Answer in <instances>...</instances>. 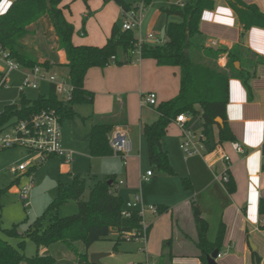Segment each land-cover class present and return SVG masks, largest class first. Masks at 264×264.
I'll return each mask as SVG.
<instances>
[{"label": "trees", "instance_id": "trees-1", "mask_svg": "<svg viewBox=\"0 0 264 264\" xmlns=\"http://www.w3.org/2000/svg\"><path fill=\"white\" fill-rule=\"evenodd\" d=\"M63 1L14 0L8 10L0 15V50L9 52L12 58L27 69L40 66L50 71L54 66L64 67L67 70V80L74 87L73 97L68 102L58 98L54 86L50 87L48 95H39L34 100L21 92L17 101L5 105L0 112V134L12 121L29 118L43 110L55 109L61 115L62 122L74 120L77 116V104H91L94 101V93L85 87L86 75L90 69L132 64L137 58L134 53L139 48L136 31L123 30L122 24L118 23L114 24L111 35L103 46L75 44V25L66 18L64 9L68 7L60 6ZM82 1L89 5L90 0ZM110 1H114L124 10H130L139 0H104L105 3ZM151 1L147 0V6ZM215 3L214 0H188L183 7L179 2L164 7L163 11L168 18L176 15L181 21H168L165 40L159 43H143L140 47L141 58L154 59L159 66L180 69L178 95L161 102L156 108L158 119L142 127V135L148 146L149 163L153 170L176 174L169 152L164 147V138L169 125L180 114L201 117L202 133L210 145V150L218 144L237 140L227 115L230 80L240 79L248 91V99L251 100V79L256 76V68L264 65V56L246 48L243 43H237L231 49H217L206 45L201 30L202 14L205 10L213 9ZM230 4L236 11L243 35L254 27L264 29V13L257 5L246 4L242 0H231ZM47 14L51 17L58 36L59 48L66 53L67 61L63 64H54L48 59L40 60L22 42L27 35L34 33L30 26ZM86 20L87 16L83 17V28ZM223 54L227 56L225 67L218 63ZM236 62H240L239 68L236 67ZM217 118H222L223 123H219ZM126 123L127 110L125 106L120 108L117 101L112 113L103 118L96 116L90 135L91 155H113L109 135L117 125ZM216 126L218 140L214 143ZM35 169L36 167L32 168L28 174H32ZM116 179L114 174L96 180L85 198L88 178L82 174L68 175L64 181H60L54 201L42 216L29 224L24 234L18 232L16 225L3 229L0 214V230L7 237L18 239L14 245L0 234V264H55L57 257L51 253L41 254V248L59 252L69 250L75 253L80 264H93L89 260L88 248L99 240L108 239L112 233L117 235L114 246L117 251L119 244L128 240L124 233L142 231V217L138 210H132L129 217L123 215L126 199L115 189ZM183 185L187 190L192 188L187 177L183 178ZM70 201L77 203V212L61 216L60 209ZM170 209L166 205L158 206L159 213L169 212ZM260 212L264 214V198L260 201ZM193 217L198 230L197 247L201 250L200 264H209L208 255L216 249L221 251L224 229L222 228L216 240L211 241L208 238V222L197 206H193ZM27 239L35 242L38 248L37 254L31 257L25 254ZM78 242L85 246L82 253L76 249ZM258 259L260 260L259 257Z\"/></svg>", "mask_w": 264, "mask_h": 264}, {"label": "crops", "instance_id": "crops-1", "mask_svg": "<svg viewBox=\"0 0 264 264\" xmlns=\"http://www.w3.org/2000/svg\"><path fill=\"white\" fill-rule=\"evenodd\" d=\"M13 1L0 0V15L8 10ZM214 1L216 2L215 7L211 10H205L202 14L201 30L205 36L206 45L217 49H231L235 44L243 43L246 48L264 56V29L254 27L243 35V28L236 11L230 4L231 0ZM242 1L246 4L257 5L264 13V0ZM174 4L176 3L171 5ZM150 5L147 6L144 14L141 30L136 31L143 38L153 32L156 23V21L149 20L150 12H148V9ZM60 6L63 8L68 7V9H64V14L75 25L73 42L77 45L103 46L110 37L114 24L117 23L119 18L122 19V8L114 1L105 3L104 0H90L87 6L82 0H64ZM163 13L165 14L164 11ZM85 16H87V20L83 28V17ZM43 17L30 26L34 31L35 41H37L38 35L34 25ZM168 21L179 22L181 18L176 15L168 18L165 14L163 34L158 35L155 33L160 40H165V27ZM51 30L55 33V40L58 41L54 26ZM26 38L22 40L25 45L24 40ZM57 47H59V44H57ZM59 51H61L60 48ZM47 59L42 58L40 60ZM48 60L54 64L66 62V60L63 62ZM136 60L132 64L122 66L109 65L105 68L94 67L90 69L86 75L85 87L94 93V101L90 104L88 114H84L83 106L85 105L75 106V110L82 118L87 115L91 117V134L92 124L96 116L103 118L112 113L116 101L119 103L120 108L125 106L127 123L117 125L115 128H121L129 135L132 141L130 160L132 159L135 162V159H137L139 161V171L137 175H133L129 172L128 165L125 164L126 177L123 178L125 185L121 187H124L126 196L130 197L133 194L135 198L138 194H141L145 203L142 185L151 181L154 170L152 168L147 170L142 168L141 142L138 153L134 152L131 124L133 122L132 104L135 99L134 102L131 100V103H129L127 95L130 94L131 97L134 96L137 100V97L143 98L149 92H155L157 94V104L142 106L141 98L140 107L141 111L145 106L146 108H157L161 102L168 101L178 95L180 69L178 67L159 66L156 60L151 58H142L139 62ZM218 63L222 67L226 66V54L219 58ZM56 67L58 66L53 68ZM236 67H240V62ZM61 68L66 70L64 67ZM114 76L116 77L113 78ZM144 77L150 78L153 82L154 87L152 89H146L145 91ZM251 85L252 98L249 100L248 91L242 81L238 78L230 80V100L227 107L228 122L237 138L236 141L241 143L243 150L241 152L234 150L231 142L220 144L230 155L229 168L227 163L215 151L206 157L201 155L186 157V159H195L188 167L189 176H186L190 179L192 188L187 190L183 185L185 191L176 194L174 205L163 204L171 208L169 212L153 213L148 210L145 213V221L148 227V239L145 241L146 257L148 254L150 255V252H148L150 247L158 252L156 244L158 240H161L162 246L166 242L165 246L169 247L170 251L167 256L164 254V250L161 251L159 264H200L201 250L197 247L198 230L193 217V206H197L201 210L203 218L208 222V238L211 241L216 240L222 228L224 229V239L220 251L222 256L218 259L220 264H264V214L260 212V201L264 198V65H259L256 68V76L251 79ZM156 113L158 119L159 114L157 111ZM143 120L141 113V119L138 123L139 132L141 137L145 139L142 135V127L144 124L152 122ZM65 122L63 121V144L64 147L73 151L74 159L72 162H74L77 154L74 149L75 141H77L76 135L73 133L74 127L65 126ZM70 129H72V133ZM214 131L213 140L215 143L218 140L217 126ZM69 134H72V136L70 137ZM208 150L211 151L210 148ZM52 158H58L62 161V165L59 167L61 174L75 175L71 172L72 162L66 163L64 158L60 157ZM148 170H153V176L150 180H142L141 174ZM225 170L229 172L231 181L222 183L217 180L216 175ZM14 175L17 178L16 180H19L18 176ZM119 180L116 179V182ZM137 184L139 185V191ZM16 189L17 185L11 189V192L15 193ZM168 215H171L170 219L167 218ZM160 227L161 232L159 231ZM212 231L214 232L211 235Z\"/></svg>", "mask_w": 264, "mask_h": 264}, {"label": "rangeland", "instance_id": "rangeland-1", "mask_svg": "<svg viewBox=\"0 0 264 264\" xmlns=\"http://www.w3.org/2000/svg\"><path fill=\"white\" fill-rule=\"evenodd\" d=\"M180 0H152L149 6L148 12H150L149 20L156 21L153 32L156 34H163L164 30V19L165 14L163 13V8L165 6L177 3ZM147 12V14H148ZM119 25L122 24V19L117 20ZM53 26L51 17L47 14L34 25L36 28L37 41L34 40V33L26 36V42L28 50L37 58H48L55 62L67 61L66 53L63 49L59 51L57 44L59 42L55 40V33L52 32L51 28ZM136 35H140L136 32ZM140 59V57H137ZM136 58V59H137ZM141 60V59H140ZM139 60V61H140ZM137 61V60H136ZM138 61V62H139ZM57 68V69H56ZM52 68L50 72L56 74L60 78L64 77L67 79V70L61 67ZM8 75V72H7ZM114 76L113 78H115ZM9 82L6 86L0 88V112L3 111L5 105L13 103L20 98L19 86L22 84L23 80L26 79V75L23 72L13 71L9 74ZM101 78V77H100ZM137 80V79H135ZM145 80V91L146 89H152L154 86L150 78L144 77ZM150 87V88H149ZM50 92V85L47 82H42L39 89L27 88L25 90V95L27 98L34 100L39 97V95H48ZM142 97H136L129 94L127 95V100L131 103V100L135 102L133 105V122L131 124L132 128V140L134 143V152L138 153L140 149L141 142V154L143 169H151L148 157V146L145 139H143L139 132V120L141 119V113L143 115V121L153 122L157 119V113L155 111L156 107L146 106L142 109L140 107V100ZM143 99V98H142ZM83 106L84 114L89 113L90 103L77 104L76 106ZM189 122L186 128L193 130L195 133L200 134L203 130V122L199 115H187ZM74 121V120H73ZM66 121L65 126L74 127L73 133L76 135L75 150L77 154L75 155V161L72 162V173L82 174L88 178V188L85 193V198L88 197L89 189L95 184L96 180L103 179L108 175H116V178L123 179L125 175V161L121 156L113 155L92 157L90 150V127H91V117L85 116L82 118L78 114L75 121ZM116 129V128H114ZM113 129V130H114ZM71 133H72V129ZM112 130V131H113ZM181 128L173 121L169 127L167 134L164 138L165 149L169 152L171 163L173 164L176 174L170 175L164 172L154 170V176L150 182H145L142 185V193L145 198V205H158V204H171L174 205L176 201V194L183 193V177L189 176L188 167L195 160L194 158L186 159L184 152L180 148V142L182 137ZM70 137L72 134H69ZM213 141V140H212ZM210 145L207 144V149ZM90 151V153H89ZM28 157L27 151L24 148H8L0 149V214L2 216L1 227L3 229H10L16 225L19 233L24 234L29 224L42 216L46 211L47 207L57 196L58 187L61 180L67 178V174H61L59 171L62 161L58 158H52L38 165L36 169L32 172L33 177V189L31 192V204L29 208H24L23 204L19 201L16 193L11 192V189L18 185L16 181V176L11 172V168L20 164L22 160ZM131 156L127 159L126 164L128 165L129 172L133 175H137L139 171V161L135 159V162L130 160ZM134 159V158H133ZM28 175L24 174L22 177V182L27 181ZM137 189L139 191V185L137 184ZM137 191V192H138ZM120 193L125 197L126 201H134L132 196H126L124 194V187L120 188ZM78 210L77 203L75 201H70L68 204L63 206L59 214L61 216L72 215ZM159 216V215H158ZM171 216V215H170ZM169 215L167 216L170 219ZM162 220V219H161ZM48 222H46L47 224ZM161 232V227L159 228ZM214 231L211 232V235ZM0 234L5 239H8L12 244H17V238H9L6 234L0 230ZM117 238L116 233H112L108 239L99 240L88 248L89 260L93 253H109L108 256L102 258L101 262L103 264H140L146 260V243L143 239L139 240H124L119 246L118 250L114 249L115 240ZM152 238V237H151ZM166 243V242H165ZM161 244V240L157 241L156 247L157 251L151 249L148 250V258L155 260L158 264L161 260V251L164 250V254L169 253L170 248ZM76 249L80 253L85 251V246L82 242L76 243ZM38 248L35 242L30 239L26 240L25 254L28 257L37 254ZM41 254H53L57 257V262L55 264H80L76 260V255L74 252L69 250H46L41 248L39 251ZM165 256V258H166ZM24 264V263H23Z\"/></svg>", "mask_w": 264, "mask_h": 264}, {"label": "built area", "instance_id": "built-area-1", "mask_svg": "<svg viewBox=\"0 0 264 264\" xmlns=\"http://www.w3.org/2000/svg\"><path fill=\"white\" fill-rule=\"evenodd\" d=\"M188 0H180V6H184ZM147 9V0H139L130 10L122 9V28L123 30L140 31L143 24L144 14ZM138 39L139 48L134 52L137 57L141 58L140 47L143 43H159L161 40L157 38L155 33L151 32L143 38L141 35ZM140 59L137 58L139 61ZM13 71L23 72L26 79L19 86L20 92H25L27 88L39 89L42 82H47L50 87L54 86L58 98L64 102H68L73 97L74 87L69 80L64 77L60 78L56 74L44 69L43 67H35L34 69L24 68L18 61L12 58L9 52L0 50V88L4 87L9 82V74ZM8 72V75H7ZM146 104L156 105L157 94L149 92L143 96L141 105ZM175 122L181 128L180 148L186 157L201 155L206 157L214 152L220 155V158L230 166V155L225 151L222 145L218 144L213 150L207 149V140L203 133L197 134L193 130L186 128L188 116L180 114ZM109 144L118 156H121L125 164L132 153V141L129 135L121 128L114 129L109 135ZM231 146L234 150L241 152L242 145L238 141H232ZM24 148L27 151L28 157L22 160L20 164L11 168V171L18 176L19 183L15 193L24 208H29L31 204V192L33 188V177L28 172L43 164L52 157L64 158L66 163H71L74 159L72 150L64 147L63 144V122L61 115L55 110H43L25 119H18L9 123L3 132L0 134V149L8 148ZM28 175V180L22 182L24 175ZM153 176V170H148L141 174L142 180H150ZM217 180L222 183L230 181L229 172H224L216 175ZM125 185V180L121 179L115 183V189H120ZM132 210H138L142 217V231L124 233L128 240L148 239V227L145 221V213L150 210L153 213H158V207L155 205L146 206L141 194H138L134 201H126V206L123 211L125 217L131 216ZM222 256L219 253L217 260ZM140 264H158L155 260L146 258Z\"/></svg>", "mask_w": 264, "mask_h": 264}, {"label": "water", "instance_id": "water-1", "mask_svg": "<svg viewBox=\"0 0 264 264\" xmlns=\"http://www.w3.org/2000/svg\"><path fill=\"white\" fill-rule=\"evenodd\" d=\"M49 7H51L50 3H49ZM236 65H239V62H236ZM217 121L219 123H223L222 118H217ZM219 253H220L219 249H216L210 255H208L209 264H220L217 260ZM108 255H109V253H93L90 256V262L93 264H103L101 262L102 258L105 256H108Z\"/></svg>", "mask_w": 264, "mask_h": 264}]
</instances>
